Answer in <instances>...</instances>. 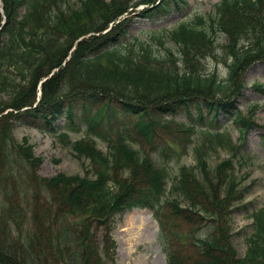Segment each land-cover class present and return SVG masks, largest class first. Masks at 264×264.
I'll return each instance as SVG.
<instances>
[{"label": "trees", "instance_id": "16d2710c", "mask_svg": "<svg viewBox=\"0 0 264 264\" xmlns=\"http://www.w3.org/2000/svg\"><path fill=\"white\" fill-rule=\"evenodd\" d=\"M141 1L2 0L0 264H116L115 217L133 208L152 211L168 264H264V206L252 215L254 232L244 258H238L232 244L231 208L244 200L248 188L240 187L231 160L211 175L203 146L198 148L205 181L181 166L172 187L177 197L166 210L165 170L149 152L134 147L138 138L154 146L158 129L174 123L179 112L194 109L200 121L208 113L209 122L216 123L220 114L235 115L234 100L216 98L233 94L244 70L264 60V0H221L208 26L203 17L180 24L170 36L186 64L183 71L175 65L176 52H161L164 39L127 41L135 7L146 4L140 12L146 18L170 7L166 0ZM215 30L230 39L228 85L216 73L199 69L200 57L215 47ZM78 112L87 136L71 143L61 132L57 139L89 160L87 174L93 176L40 177L42 160L32 146L19 145L17 125L55 132L63 115L75 126ZM233 123L245 133L253 122L237 111ZM177 126L184 131L180 145L185 148L193 126ZM203 131L210 145L232 146L224 143V134ZM95 137L107 143L108 154ZM19 158L30 167L25 190L19 189ZM21 192L26 204L19 203ZM179 198L189 206L181 208ZM185 214H194L197 221ZM185 219L196 221L192 229ZM207 225L210 230L202 231ZM187 247L197 256L184 258Z\"/></svg>", "mask_w": 264, "mask_h": 264}, {"label": "rangeland", "instance_id": "374dc122", "mask_svg": "<svg viewBox=\"0 0 264 264\" xmlns=\"http://www.w3.org/2000/svg\"><path fill=\"white\" fill-rule=\"evenodd\" d=\"M140 0H132L131 4H136ZM142 2V1H141ZM171 7L167 12L153 11L152 17H144L142 12L146 9V4H140L135 7L133 11L134 23L130 28V33L127 41H131L134 38H138L143 42L152 40V38H167L168 33L172 30H177L181 23H189L197 20L198 16L206 17L208 20L213 15L215 5L220 0H185L186 4H180V7H175L172 0H168ZM229 38L225 33H217L214 38L215 47L210 54L200 57L201 66L199 69L202 72L208 74L216 73L219 79L224 82L229 77L228 63L231 61L226 46L229 42ZM245 40L240 41V47H244ZM167 49H172L176 52L173 55L175 65L180 71L186 68V64L183 60V56L179 53V46L175 48L172 40H167L165 49L161 52L167 53ZM241 77V82H238L233 89L231 95H219L216 100H226L229 96L230 100H234L236 110H239L247 119L253 121V127L250 128L242 142L240 127L233 124V119L227 116V114H220L218 123L215 119L210 121V115L205 113V120H198V113L194 109L189 113L179 112L174 118V123H168L167 126H161L158 129V136L154 146L148 145L140 141L134 144V147L138 150L141 148L151 154L156 166L162 168L166 172L167 189L164 197V204L166 210H170V204L177 196L172 194L171 190L175 184L179 175V168L181 166H187L193 168L197 177L205 181L199 168V159L197 149L203 146L201 153L204 155L210 169L211 175H214L216 167L223 161L234 158L232 172L235 171L237 182H239L242 189L248 188L245 191V198L241 203L235 204L231 208V226H232V244L238 253V258H244L248 251V238L254 232L252 215L255 211L264 206V92L260 91L257 84L264 86V60H259L250 65L244 70ZM230 94V93H229ZM251 112H254L252 115ZM252 116V117H251ZM82 113H76L74 119V125L72 121L66 119L64 115L59 119L56 124V130L54 131H40L36 128H28L19 123L15 130V138L19 142V145H29L33 148L34 156L42 160V165L38 169L37 174L42 178H52L63 173L66 175H81L90 176L93 174L88 173L90 168L89 161L84 157H81L73 149L72 145H63L57 139V135L61 132H66L69 135L70 142L75 143L87 136V127ZM167 120H171L167 118ZM187 122L193 125V133L188 135L189 140L185 145V148L180 145L184 131L177 124ZM205 128L209 130H216L219 132H225L224 143L229 144L230 139L232 144L235 145L236 150L229 149L222 146H210L204 139L201 131ZM242 128V127H241ZM230 137V138H229ZM98 148L104 153L110 152L107 143L102 139L95 137ZM198 149V150H199ZM166 150L167 153H164ZM30 171V167L27 168L22 164L19 158V189L25 190L28 188V183L24 180ZM22 176V177H20ZM27 195L24 192L19 194L20 200L23 204L27 203ZM188 207L187 202L181 200V208ZM148 209H141V211L130 210L124 212L122 215L115 217V228L113 236L118 245V256L116 264H167V254L163 248L162 241L159 238V227L153 216L148 213ZM145 213L157 224L156 236L147 238L146 240H133V252L127 253L124 250L123 240L129 237L128 234V221L132 214ZM187 217H193L197 221V216L187 215ZM189 222L188 229H192L196 221ZM210 227H202V231H209ZM133 239V238H131ZM168 246V244L166 243ZM174 250L175 242L173 244ZM188 250V251H186ZM185 251L187 254H185ZM184 258L192 259L197 256L198 251L187 247L183 250Z\"/></svg>", "mask_w": 264, "mask_h": 264}, {"label": "bare ground", "instance_id": "6f19581e", "mask_svg": "<svg viewBox=\"0 0 264 264\" xmlns=\"http://www.w3.org/2000/svg\"><path fill=\"white\" fill-rule=\"evenodd\" d=\"M258 85L259 84H257V86ZM128 231L129 237H126L123 240V243L124 246L126 245V247H124V250L130 254L134 249V239L140 241L151 238L152 236H156L157 224L145 213H136L132 214L131 217H129Z\"/></svg>", "mask_w": 264, "mask_h": 264}, {"label": "water", "instance_id": "95a60500", "mask_svg": "<svg viewBox=\"0 0 264 264\" xmlns=\"http://www.w3.org/2000/svg\"><path fill=\"white\" fill-rule=\"evenodd\" d=\"M150 214V213H149Z\"/></svg>", "mask_w": 264, "mask_h": 264}]
</instances>
